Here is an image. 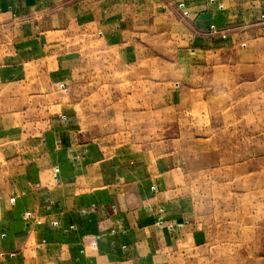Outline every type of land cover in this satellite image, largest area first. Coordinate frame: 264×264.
Here are the masks:
<instances>
[{
	"label": "crops",
	"instance_id": "crops-1",
	"mask_svg": "<svg viewBox=\"0 0 264 264\" xmlns=\"http://www.w3.org/2000/svg\"><path fill=\"white\" fill-rule=\"evenodd\" d=\"M98 64L166 107L201 90L252 121L264 163V0H0V264H168L207 240L176 143L110 154L88 136L76 91ZM208 69L247 79L192 81Z\"/></svg>",
	"mask_w": 264,
	"mask_h": 264
},
{
	"label": "rangeland",
	"instance_id": "rangeland-1",
	"mask_svg": "<svg viewBox=\"0 0 264 264\" xmlns=\"http://www.w3.org/2000/svg\"><path fill=\"white\" fill-rule=\"evenodd\" d=\"M96 40L90 37L78 41L88 53L98 47ZM86 58L96 64L92 54ZM131 70H115L106 76L99 64L92 71L85 69L76 94L81 98L88 136L99 142L105 153L125 152L121 148L125 146L143 149L176 143L187 171L184 181L202 208L200 215L208 235L201 247L185 246L168 264H264L262 151L249 155L245 151L246 133L250 130L247 127L252 121L225 117L228 124H222L220 111L214 115V104L200 94L201 90H196V95L191 92V99L183 103L166 107L153 100L155 85L144 81L143 76L134 77ZM245 75L215 74L208 69L192 76V81H242L247 79ZM213 84L209 87L213 88ZM263 102L264 94L259 93L253 110L262 109ZM226 106L223 115L231 108ZM254 121L263 128L260 113ZM254 136V143H258L256 138L261 141L263 135Z\"/></svg>",
	"mask_w": 264,
	"mask_h": 264
}]
</instances>
